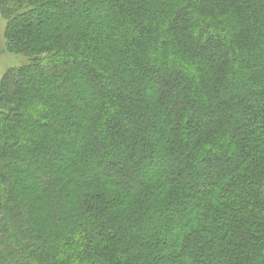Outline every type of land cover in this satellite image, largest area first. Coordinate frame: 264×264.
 <instances>
[{"label": "trees", "instance_id": "obj_1", "mask_svg": "<svg viewBox=\"0 0 264 264\" xmlns=\"http://www.w3.org/2000/svg\"><path fill=\"white\" fill-rule=\"evenodd\" d=\"M0 15V264H264V0Z\"/></svg>", "mask_w": 264, "mask_h": 264}, {"label": "rangeland", "instance_id": "obj_2", "mask_svg": "<svg viewBox=\"0 0 264 264\" xmlns=\"http://www.w3.org/2000/svg\"><path fill=\"white\" fill-rule=\"evenodd\" d=\"M5 25V21L0 15V80L7 70L29 64L27 58L9 55L5 52L3 39Z\"/></svg>", "mask_w": 264, "mask_h": 264}]
</instances>
